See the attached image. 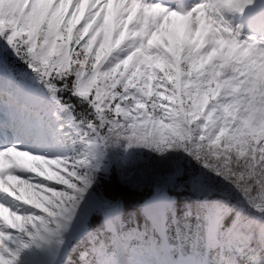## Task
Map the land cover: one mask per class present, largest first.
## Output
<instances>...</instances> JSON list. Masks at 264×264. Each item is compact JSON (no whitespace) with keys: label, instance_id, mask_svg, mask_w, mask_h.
Listing matches in <instances>:
<instances>
[{"label":"snow or ice","instance_id":"6c2138e0","mask_svg":"<svg viewBox=\"0 0 264 264\" xmlns=\"http://www.w3.org/2000/svg\"><path fill=\"white\" fill-rule=\"evenodd\" d=\"M0 264H264V0H0Z\"/></svg>","mask_w":264,"mask_h":264}]
</instances>
